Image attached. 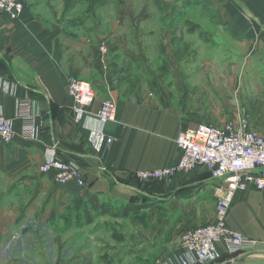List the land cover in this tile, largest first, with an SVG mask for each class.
Masks as SVG:
<instances>
[{"label":"crops","instance_id":"1","mask_svg":"<svg viewBox=\"0 0 264 264\" xmlns=\"http://www.w3.org/2000/svg\"><path fill=\"white\" fill-rule=\"evenodd\" d=\"M156 1L176 8L183 0ZM214 1L227 9L225 27H234L225 36H238L240 46L247 47L245 54L264 59V0ZM24 3L19 18L0 11V115L10 119L18 135L12 143L0 141V264H71L68 242L75 204L87 205L89 193L126 203L135 191L153 200L165 194L161 198L175 204L179 216L171 234L160 230L154 247L147 236L144 259L149 264H187L180 239L186 230L214 222L216 182L203 166H196L142 190L136 187L133 172L175 164L181 155L175 137L192 121L166 105L157 109L139 99L117 97L113 72L105 68L87 33L73 31L67 19L54 18L52 11L66 8L63 0ZM143 8L144 14L133 15L134 42L140 21L146 23L145 17H152L148 4ZM119 23L118 18L115 24ZM94 65L102 66V76L94 85L89 81L95 98L86 118L76 123L67 82L72 76L87 80ZM108 98L117 107L115 120L103 127L110 142L98 138L101 126L96 120L101 102ZM250 125L264 134V123L253 116ZM29 129L33 138L27 137ZM51 156L77 164L85 185L73 181L60 185L53 171L40 172V165ZM169 190L178 193L168 196ZM165 213H160L161 222L167 218ZM224 222L259 240L257 251L230 253L219 243L214 260L194 264H264V189L236 191Z\"/></svg>","mask_w":264,"mask_h":264},{"label":"rangeland","instance_id":"2","mask_svg":"<svg viewBox=\"0 0 264 264\" xmlns=\"http://www.w3.org/2000/svg\"><path fill=\"white\" fill-rule=\"evenodd\" d=\"M74 2L70 9L52 11L54 18L67 19L73 31L87 33L103 65L113 72L120 99H139L157 109L166 105L190 119L191 127L233 121L240 116H246L249 125L252 116L264 123V59L255 53L245 54L247 47L240 46L238 36H225L224 32L234 27H225L227 9L221 2L183 0L176 8L171 4L161 6L156 0ZM145 4L152 17H145L146 23L140 21L136 34L140 37L134 42L133 15L144 14L141 10ZM118 18L120 23L115 24ZM186 21L198 27L192 31L194 26L191 29ZM103 43L108 47L106 53L100 50ZM100 68L94 65L87 81L94 85L102 76ZM157 183L136 179V187L144 190ZM177 193L169 190L167 195ZM161 196L166 195L147 199L135 191L126 203L113 197H96L103 203L98 211L86 203L75 204L68 242L71 264H149L144 259L147 236L154 247L160 230L171 234L179 223L175 204ZM126 205L133 207L128 213L123 212ZM83 211L93 217L92 223L85 222ZM162 211L167 218L161 222Z\"/></svg>","mask_w":264,"mask_h":264},{"label":"built area","instance_id":"3","mask_svg":"<svg viewBox=\"0 0 264 264\" xmlns=\"http://www.w3.org/2000/svg\"><path fill=\"white\" fill-rule=\"evenodd\" d=\"M24 9V0H0V11L12 19L19 18ZM100 50L106 53L108 47L103 43ZM67 90L73 101V121L80 123L86 118L88 106L95 98L94 88L89 81L72 76L68 79ZM116 111L113 99L101 102L96 112V120L101 126L99 139L111 141L103 127L115 120ZM26 132L28 138L34 137L33 130ZM17 137L10 119L0 115V141L8 144L16 141ZM175 145L181 151L175 164L136 170L133 175L141 182H161L178 171L188 172L196 166H203L216 182L213 187L216 202L214 222L190 228L180 239L187 264L214 260L219 254V243L230 253L257 251L260 241L226 227L224 218L236 191L264 189V134L251 128L246 116H240L233 121L199 123L181 130L175 137ZM39 170L42 173L53 171L54 180L60 185L71 181L80 187L85 185L78 165L72 161L51 156Z\"/></svg>","mask_w":264,"mask_h":264},{"label":"trees","instance_id":"4","mask_svg":"<svg viewBox=\"0 0 264 264\" xmlns=\"http://www.w3.org/2000/svg\"><path fill=\"white\" fill-rule=\"evenodd\" d=\"M63 1L65 2L66 9H70V8H72L75 5V2H74L75 0H63ZM186 24H188V25L190 24L191 25V22L186 21ZM192 26H194L193 29L191 28L192 31H193V30H195L198 27V24H192ZM138 188L143 190V188H140V187H138ZM96 196H97L96 193H92V194L89 193V202H88V204L90 205L91 209L94 210V211H98V208L100 209V208L103 207V203L102 202L98 203L95 200ZM132 208L133 207H131L129 205H126L125 208H123L124 209L123 212L124 213H128L129 210L132 209ZM135 208H137V207H135ZM111 214L116 215L113 212H111ZM83 216H84V220H85V222L87 224L88 223H92L93 217L90 214H86L85 211H83Z\"/></svg>","mask_w":264,"mask_h":264}]
</instances>
